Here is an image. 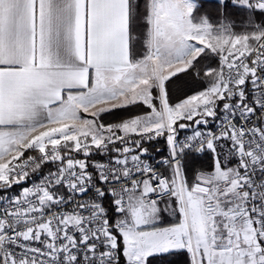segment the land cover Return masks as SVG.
I'll list each match as a JSON object with an SVG mask.
<instances>
[{
	"label": "snow or ice",
	"instance_id": "6c2138e0",
	"mask_svg": "<svg viewBox=\"0 0 264 264\" xmlns=\"http://www.w3.org/2000/svg\"><path fill=\"white\" fill-rule=\"evenodd\" d=\"M202 7L0 0V264H264V0Z\"/></svg>",
	"mask_w": 264,
	"mask_h": 264
},
{
	"label": "trees",
	"instance_id": "16d2710c",
	"mask_svg": "<svg viewBox=\"0 0 264 264\" xmlns=\"http://www.w3.org/2000/svg\"><path fill=\"white\" fill-rule=\"evenodd\" d=\"M200 3L203 5L202 9H201V14H204L206 12H214V6L216 3V0H200ZM228 12L230 14L231 19L234 20L235 24L241 25L242 22H244L247 18V13L245 12H241V11H237L234 10L232 8L228 9ZM256 18L257 20L260 19H264V17L261 16V14L257 13L256 14ZM212 19H215V15H213ZM143 44L140 42L139 43L136 41V51L139 54H143ZM141 47V48H140ZM207 61H202V63H206ZM217 60L213 59L211 61L212 66H216ZM184 78L181 77L179 80H175L174 82V93L179 95L181 92L187 91V88L184 84ZM206 86V84L201 81L199 83V85L197 86V90H199V88H202ZM172 102H175V100H173ZM142 110H146V108L143 105H137V106H129L126 109H117L114 110L111 114H104L102 115L103 120H105L107 123H115V122H119L120 119L123 118H127L130 115H135L138 112L142 111ZM146 147L149 148V155L155 159H159L162 156L166 155V147H165V141L163 138L153 141L151 144H146ZM159 148L161 149V152L159 154L156 153V149ZM102 157L105 156H101L99 154L97 155H93L92 159L93 160H97L100 159ZM211 164V156L210 154H203L200 158V160L194 165L195 168H199L201 166H209ZM188 179L191 180L192 179V173L189 172L188 173ZM17 188L18 186H13L12 189L10 190L9 194L11 193H16L17 192ZM107 202V201H106ZM170 222V221H169ZM175 261V264H186V255L182 254L176 257L172 258Z\"/></svg>",
	"mask_w": 264,
	"mask_h": 264
},
{
	"label": "built area",
	"instance_id": "2783aa9c",
	"mask_svg": "<svg viewBox=\"0 0 264 264\" xmlns=\"http://www.w3.org/2000/svg\"><path fill=\"white\" fill-rule=\"evenodd\" d=\"M237 124L240 123L239 120L236 121ZM253 123H255V118L253 117ZM209 127L215 129L216 125L212 122H210V125ZM201 130H204L203 128ZM192 134V129L191 128H188V129H185V130H182L179 135H180V138L183 139L185 136H188V135H191ZM166 154H167V150H166ZM108 157L105 156V157H102L100 159H97V160H107ZM145 160H148L149 162H152V163H155V160H159V159H152V157L148 154L147 156L144 157ZM49 170H54V165L52 164H46L43 166L42 170L37 172V173H34L30 176V178L26 181H23L21 182L17 188V192L16 193H11L9 195H15V194H18L21 192V190L24 188V187H30L34 182H37L41 176H43L44 174H46ZM160 170L161 171H165L164 167L161 165L160 166ZM62 191V190H61ZM92 193L89 192L88 193V196H91ZM77 199H87V197H77ZM72 205H68V207L70 208ZM0 211H2V208H0Z\"/></svg>",
	"mask_w": 264,
	"mask_h": 264
},
{
	"label": "rangeland",
	"instance_id": "374dc122",
	"mask_svg": "<svg viewBox=\"0 0 264 264\" xmlns=\"http://www.w3.org/2000/svg\"><path fill=\"white\" fill-rule=\"evenodd\" d=\"M241 30H243L242 28H241V25H238L237 27H236V31H241ZM144 32H146V29L145 28H143V27H141L140 29H138V31H137V33H136V36H137V42L139 43V45H140V42L144 45L143 46V51H145L146 50V46H145V44H144V36L142 35V33H144ZM141 48V47H140ZM144 53V52H143ZM102 120H103V118H102ZM104 122H106L105 120H103ZM107 123V122H106Z\"/></svg>",
	"mask_w": 264,
	"mask_h": 264
},
{
	"label": "crops",
	"instance_id": "0c3cea01",
	"mask_svg": "<svg viewBox=\"0 0 264 264\" xmlns=\"http://www.w3.org/2000/svg\"><path fill=\"white\" fill-rule=\"evenodd\" d=\"M165 220H166V222H169L170 221V218L166 217Z\"/></svg>",
	"mask_w": 264,
	"mask_h": 264
}]
</instances>
